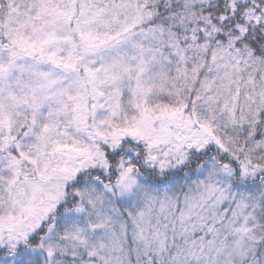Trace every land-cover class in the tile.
<instances>
[{
  "label": "clouds",
  "instance_id": "9594fccd",
  "mask_svg": "<svg viewBox=\"0 0 264 264\" xmlns=\"http://www.w3.org/2000/svg\"><path fill=\"white\" fill-rule=\"evenodd\" d=\"M0 264H264V0H0Z\"/></svg>",
  "mask_w": 264,
  "mask_h": 264
}]
</instances>
